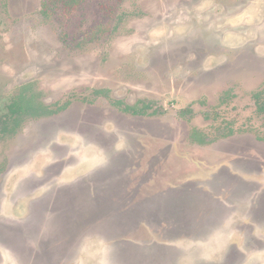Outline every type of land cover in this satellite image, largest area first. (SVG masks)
Instances as JSON below:
<instances>
[{"label": "rangeland", "instance_id": "obj_1", "mask_svg": "<svg viewBox=\"0 0 264 264\" xmlns=\"http://www.w3.org/2000/svg\"><path fill=\"white\" fill-rule=\"evenodd\" d=\"M256 93L264 0H0V264H264Z\"/></svg>", "mask_w": 264, "mask_h": 264}, {"label": "trees", "instance_id": "obj_2", "mask_svg": "<svg viewBox=\"0 0 264 264\" xmlns=\"http://www.w3.org/2000/svg\"><path fill=\"white\" fill-rule=\"evenodd\" d=\"M108 91H96L97 95H103L106 96ZM108 97V96H107ZM261 93H256L253 95V98L256 102L257 111L260 113H264V103L263 101H260ZM24 97L19 96L17 103H14V106L16 108V112H19L21 115H25L27 117L31 118H39L42 116H50L53 114H56L59 109H65L67 105L61 106L58 110H51L47 107H43L37 103H33V100L26 99L25 102L23 101ZM111 103L115 104L119 108L120 111L123 113L131 114L133 116H140V117H154L156 115H161L162 112L158 108H154L152 103L149 101H137V103L133 106H129L127 104H124L122 101H111ZM188 110V111H185ZM181 111L180 116L184 117L186 112L192 114L191 108L185 109ZM234 135V131L232 129L228 130L227 133L223 134V138H227ZM190 140L192 144H197L199 146H204L207 144H210L214 139H209L208 136L197 130L193 129V131L190 134ZM259 141H264V137H259Z\"/></svg>", "mask_w": 264, "mask_h": 264}, {"label": "crops", "instance_id": "obj_3", "mask_svg": "<svg viewBox=\"0 0 264 264\" xmlns=\"http://www.w3.org/2000/svg\"><path fill=\"white\" fill-rule=\"evenodd\" d=\"M178 196V195H175ZM187 196L188 200H187V204L185 205H181L180 201L182 200H177L174 201L173 199H171L170 196H166L165 198L163 196H158L155 199L152 200V202H154V205L156 206L155 209L159 210L160 213V208L162 206H170V208H172V210L170 211V214H173L174 217L176 218L175 223L178 224L180 222L182 223H187V222H194V220L197 219V215H195V209L196 207H198V205H200L202 203V200L199 197V195L193 191L190 192L188 195H184ZM179 198H181L180 196H178ZM205 199V197H204ZM190 201H192V204L190 203ZM166 202V204H165ZM200 202V203H198ZM206 201L203 202L204 206H208L207 203H205ZM159 206V208H158ZM212 206V205H211ZM173 211V212H172ZM168 214V213H167ZM195 226V225H194Z\"/></svg>", "mask_w": 264, "mask_h": 264}, {"label": "flooded vegetation", "instance_id": "obj_4", "mask_svg": "<svg viewBox=\"0 0 264 264\" xmlns=\"http://www.w3.org/2000/svg\"><path fill=\"white\" fill-rule=\"evenodd\" d=\"M258 140V139H257Z\"/></svg>", "mask_w": 264, "mask_h": 264}]
</instances>
